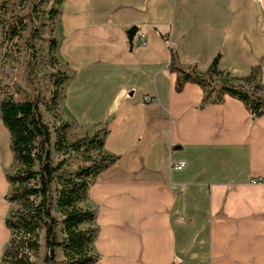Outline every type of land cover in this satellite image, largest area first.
<instances>
[{
    "label": "crops",
    "instance_id": "0c3cea01",
    "mask_svg": "<svg viewBox=\"0 0 264 264\" xmlns=\"http://www.w3.org/2000/svg\"><path fill=\"white\" fill-rule=\"evenodd\" d=\"M59 20L71 77L58 108L77 138L103 129L117 158L83 204L95 264H264V115L227 95L202 107L169 70L171 51L199 72L218 55L235 78L261 65L264 86V0H64ZM13 164L0 119V260Z\"/></svg>",
    "mask_w": 264,
    "mask_h": 264
},
{
    "label": "trees",
    "instance_id": "16d2710c",
    "mask_svg": "<svg viewBox=\"0 0 264 264\" xmlns=\"http://www.w3.org/2000/svg\"><path fill=\"white\" fill-rule=\"evenodd\" d=\"M40 2L0 0L1 58L12 63L28 57L25 67L35 86L33 98L19 101L0 78V119L9 133L14 162L12 171L6 174L10 191L3 201L11 209L4 226L9 239L0 262L95 264L98 257L91 248L95 229L88 226L94 213L83 204L88 200V190L97 175L117 158L103 153L106 132L101 137L96 132L71 139L69 123L57 115L60 89L70 79L64 72L55 70L48 74L52 90L44 108L57 125L51 130L43 121L37 101L40 91L33 70L39 54L33 41L45 42L46 50L41 59L43 64L55 67L57 60L53 53L57 41L48 36L47 31L49 22L59 11L52 5L41 9ZM54 2L60 5L64 0ZM26 5H29V13L23 15L20 11ZM38 24L42 31L37 28ZM26 31L28 37L21 48L17 41ZM40 32L46 35L41 36ZM169 70L176 74V92L188 82L200 87L202 107L221 104L227 95L243 104L252 121L264 115L261 65L253 68L249 75L235 78L219 69L218 55L206 71L199 72L195 66H181L175 52L171 51ZM53 155L61 159L54 161Z\"/></svg>",
    "mask_w": 264,
    "mask_h": 264
},
{
    "label": "rangeland",
    "instance_id": "374dc122",
    "mask_svg": "<svg viewBox=\"0 0 264 264\" xmlns=\"http://www.w3.org/2000/svg\"><path fill=\"white\" fill-rule=\"evenodd\" d=\"M13 1L16 2L18 0H13ZM51 5L54 8L58 9V11H59V14L53 19V21L49 22L48 31H47L48 36H50L51 38H54L57 41V47L53 53L54 58L57 60V64L54 65L55 67H52V68L50 66H48L47 64H43V60L41 58H42L43 54H45V50H46L45 42L42 40H34L33 44H34L35 48L37 49V52L39 54L38 55L39 59L35 63L33 70L36 73L37 84H38V88L40 91V95H39V98L37 100L38 101V107L40 109L43 121L49 126V128L51 130H53V128L57 125V122L50 113L46 112V110L44 108V105L47 102H49V100H50L51 90H52V85L48 79V74L51 72H55V70H56L57 72H64L67 76L71 77L70 76L71 73H70L68 67L65 64H63L61 61H59L58 55H57L59 39L62 36L59 19H60V15L64 9V2L61 3L60 5H56L54 0H41L38 7L41 9L42 8L46 9V8H49ZM28 7H29V5H26V7L23 8L20 11V13L23 15L28 14L29 13ZM27 22L30 23L28 19H27ZM37 28H39L42 31V28L39 24L37 25ZM49 32H51L50 35H49ZM40 35L45 36L46 33L44 34V33L40 32ZM27 37H28V33L26 31L22 34L20 39L17 41V44H19L21 48L23 46L24 40L27 39ZM14 54L16 56V53H14ZM21 55L23 56V52L21 53ZM1 56H2V51L0 49V78L3 79V82L8 87L9 91H11L14 94V98L16 100H19V101L24 100V99L33 98L35 96V91H34L35 86L31 83L30 77L28 76V74H29L28 70L25 67L26 61L29 58L24 56L25 59L22 58L20 60V62H12L11 63V62H8L6 60H3V58H1ZM67 83H68V81H67ZM67 83H65V84H67ZM63 86L60 89V97H59V102H58L59 106L61 104L62 97L64 96L63 95L64 94V87ZM66 92H67V90L65 91V94H66ZM57 115L62 120H64L62 117L63 115L60 112V107L57 110ZM102 132H103V129H100L99 130V134H100L99 136L100 137L102 136ZM79 133H82V132L80 130H76V129L74 130L73 128L71 130V126H70L69 134H70L71 139H76L77 136L79 135ZM53 158H54V161L61 159V157H58L56 155H53ZM59 259H60V257H59Z\"/></svg>",
    "mask_w": 264,
    "mask_h": 264
},
{
    "label": "built area",
    "instance_id": "2783aa9c",
    "mask_svg": "<svg viewBox=\"0 0 264 264\" xmlns=\"http://www.w3.org/2000/svg\"><path fill=\"white\" fill-rule=\"evenodd\" d=\"M139 44H140L141 46H144V45L146 44V39H145V36H144L143 34L140 35V37H139ZM143 101H144L145 103H149V102L152 101V97H150V96H144ZM183 167H184V162H180V163L175 164V165L173 166V168H175V169H181V168H183Z\"/></svg>",
    "mask_w": 264,
    "mask_h": 264
},
{
    "label": "water",
    "instance_id": "95a60500",
    "mask_svg": "<svg viewBox=\"0 0 264 264\" xmlns=\"http://www.w3.org/2000/svg\"><path fill=\"white\" fill-rule=\"evenodd\" d=\"M136 31H137V29L135 27H132L127 31V40H128V43L130 46L132 45V41H133V38L136 34Z\"/></svg>",
    "mask_w": 264,
    "mask_h": 264
}]
</instances>
